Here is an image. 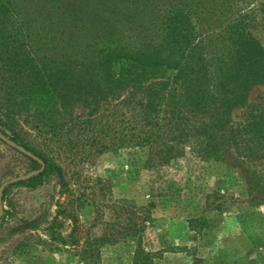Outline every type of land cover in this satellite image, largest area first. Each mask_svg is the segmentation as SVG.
<instances>
[{"label": "trees", "instance_id": "obj_1", "mask_svg": "<svg viewBox=\"0 0 264 264\" xmlns=\"http://www.w3.org/2000/svg\"><path fill=\"white\" fill-rule=\"evenodd\" d=\"M0 0V134L39 162L11 187L54 178L127 148L148 163L264 165V96L244 124L232 113L264 83L252 25L264 0ZM255 172V173H254ZM246 172L264 201V176ZM134 233H137L135 231Z\"/></svg>", "mask_w": 264, "mask_h": 264}, {"label": "rangeland", "instance_id": "obj_2", "mask_svg": "<svg viewBox=\"0 0 264 264\" xmlns=\"http://www.w3.org/2000/svg\"><path fill=\"white\" fill-rule=\"evenodd\" d=\"M251 30L264 48V21ZM262 96L264 83L249 91L232 121L244 124ZM148 157L143 148L86 163L54 155L64 185L51 178L5 195L0 264H264V201L248 192L245 177L264 176V165L190 155L150 165ZM30 171L31 163L0 141V185Z\"/></svg>", "mask_w": 264, "mask_h": 264}, {"label": "water", "instance_id": "obj_3", "mask_svg": "<svg viewBox=\"0 0 264 264\" xmlns=\"http://www.w3.org/2000/svg\"><path fill=\"white\" fill-rule=\"evenodd\" d=\"M0 141L5 144L6 146H8L9 148L15 150L17 153H19L20 155L22 156H26L28 158H31L37 162H39V160L34 157L30 152L26 151L23 147L15 144L14 142H12L11 140H9L8 138L4 137L2 134H0ZM40 168L38 170H32L30 172H28L27 174H24L22 176H18L16 178H13V179H10L4 183H2L0 185V218L2 216V213H3V208H2V194L4 192V190L12 185V184H15L17 182H20V181H25V180H28L30 179L31 177H34L36 175H38L42 170H43V164L40 163Z\"/></svg>", "mask_w": 264, "mask_h": 264}]
</instances>
